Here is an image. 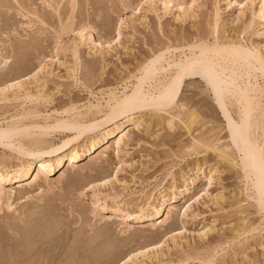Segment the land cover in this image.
I'll return each mask as SVG.
<instances>
[{"label":"snow or ice","instance_id":"snow-or-ice-1","mask_svg":"<svg viewBox=\"0 0 264 264\" xmlns=\"http://www.w3.org/2000/svg\"><path fill=\"white\" fill-rule=\"evenodd\" d=\"M0 264H264V0H0Z\"/></svg>","mask_w":264,"mask_h":264},{"label":"bare ground","instance_id":"bare-ground-1","mask_svg":"<svg viewBox=\"0 0 264 264\" xmlns=\"http://www.w3.org/2000/svg\"><path fill=\"white\" fill-rule=\"evenodd\" d=\"M111 127V126H109ZM106 131V129H105ZM91 137H89V141L86 145H79V141L69 146V149H65L63 152L55 153L51 159L47 160V163H55L56 169L61 165L66 164L67 167L75 166L76 162H78L83 156L87 155V153L99 152L103 147L106 146L108 142H111V135L109 134L107 137L104 135V131H100L98 133H90ZM83 140V138H81ZM93 139H96V146L93 148ZM73 153L76 154L78 158L73 157ZM57 161L59 163H57ZM39 167L38 164L30 165L32 171L27 175V177L23 180L14 181L17 184H27L28 180L32 175H35V169ZM55 169V170H56Z\"/></svg>","mask_w":264,"mask_h":264},{"label":"rangeland","instance_id":"rangeland-1","mask_svg":"<svg viewBox=\"0 0 264 264\" xmlns=\"http://www.w3.org/2000/svg\"><path fill=\"white\" fill-rule=\"evenodd\" d=\"M93 2H96V0H93ZM89 137H91V134H88L87 135V138H83V140L81 139L80 141H79V145H81V146H84V145H86L87 143H88V141H89ZM88 140V141H87ZM109 143V142H108ZM87 159H88V156L87 155H85V156H83L78 162H76V164H75V166H73V167H76V166H80V167H83L85 164H86V162H87ZM156 167H158L157 165H153V168H156ZM66 168H70V167H67L66 166V164H63V165H61L59 168H57L56 170H54L51 174H50V179H52V180H54L58 175H59V173L61 172V171H63L64 169H66ZM151 177H150V175L148 174V173H145L144 174V180L145 181H147V180H149ZM14 184H17L16 182H13ZM140 183V179L138 178V180H137V184H139ZM11 186V185H10ZM184 185H183V182L182 181H178L177 182V186H176V195H177V197H179L180 196V189L183 187ZM170 188H171V182L169 181V196H170ZM162 197H163V193H160L159 194V202L160 203H163V199H162ZM157 197H154L153 198V200H154V204L157 202ZM206 219H208L209 221L211 220V217L209 216V217H207ZM142 223H144L145 225H148L149 223H150V221H149V219L148 218H145L143 221H142ZM218 227H220V228H223V225H218ZM196 230H199V222L196 224ZM188 235L189 236H191V228L189 229V233H188ZM197 240H199V238H197Z\"/></svg>","mask_w":264,"mask_h":264}]
</instances>
